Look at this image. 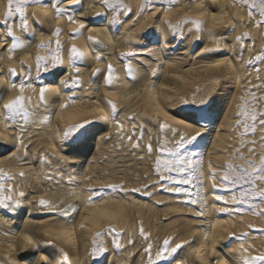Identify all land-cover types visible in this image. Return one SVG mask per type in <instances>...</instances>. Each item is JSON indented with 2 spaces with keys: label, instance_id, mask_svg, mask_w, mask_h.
<instances>
[{
  "label": "bare ground",
  "instance_id": "6f19581e",
  "mask_svg": "<svg viewBox=\"0 0 264 264\" xmlns=\"http://www.w3.org/2000/svg\"><path fill=\"white\" fill-rule=\"evenodd\" d=\"M122 3L130 6L132 15L130 19L120 16L121 20L127 19L120 26V31L110 27L102 17L93 20L97 12H105L100 0H82V12L75 19L78 23L84 22L85 27L83 35L78 38H72L71 35L78 24L69 23L66 17L57 20L53 9L39 5H31L26 9L29 26L36 29L35 40L30 47L15 53L7 52L5 47H10V44L7 43L5 32L0 30V92L4 94L3 101H0V170L14 177L10 185L13 194L25 193L23 204L15 213L0 210V264H62L60 249L68 254L70 264H146L147 256L142 251L146 245L139 236L141 226L150 234L149 239L154 245H161L163 239L169 237L173 238L174 243L185 242L176 264H213L216 259H219L220 264H226L225 257L232 256L237 247L227 237L233 232L237 235L250 232L248 225H255L258 220L253 217L243 220L239 215L220 212V207L224 205L214 199L213 181L208 167L211 163L216 169L218 182L226 170L228 159L236 153L233 150L235 146L230 144H235L232 129L237 125V104L249 93L247 91L258 98L264 97V64L258 65L259 73L254 67H246V61L264 52V27L255 26V21L260 19L258 12L254 13L253 20H249L248 8L238 5L235 0H197L193 3L177 0L173 6L175 9L178 7L182 13L189 11L207 20L204 40H196V36L191 35L189 42L178 51L177 41L166 24L168 21L161 18L157 33L151 36L144 31L146 13L140 14L141 0H122ZM6 11L7 0H0V22L4 20ZM112 15L108 13V18ZM34 21L38 24H34ZM13 23L17 26L15 34L26 38L19 30L18 15L13 18ZM57 28L61 29L65 64L55 78L44 75L43 83L49 87V101L58 100L62 103L66 101L69 90L63 87L61 81L77 76L82 86L75 91L76 107H70L68 113H62L59 103H52L55 115L51 116L49 124L32 123L30 118L23 131L21 145L18 134L21 131L20 124L24 122L5 121L2 118V104L18 94V88L11 87L7 73L13 68L20 73L31 65L35 78V58L37 55H46L38 45L41 40L46 45L51 41L54 48L56 37L52 33ZM245 32L248 37L241 56V46L235 37L243 36ZM222 35H226V39H220ZM88 37L103 45V48H98L101 60H96ZM73 45L85 54V62L78 63V73L67 63L69 49ZM218 45L221 51H205L206 48L215 49ZM130 47L147 48L156 53L155 56L145 53L133 62L135 79L126 76L125 65L119 59L121 53H127ZM197 47L199 49L196 51ZM21 61L25 63L22 65ZM109 63L119 77L111 88L104 85L102 76L93 81V69H100L104 74ZM153 69H156L155 76L151 74ZM217 82L222 87L232 88L233 92L231 100L223 104L225 108L221 121L205 153L203 191L207 195L208 207L202 218L195 215L192 207L180 202L179 197L156 185L154 165L157 133L154 121L167 122L189 135L201 131V127L166 119L161 110L172 113L176 118H183L188 113L181 105L182 95L195 93L198 100L205 99L206 93L195 92L198 86ZM209 89L205 88L206 91ZM38 91L37 86L35 93L27 90L24 95L31 96L35 102ZM57 91L61 93L59 97L55 96ZM108 100L117 105L118 114L115 118L106 103ZM73 111L80 113L79 120L75 122L101 116L108 118L104 123L93 125V133L86 145L75 150L63 147L56 131L59 128L60 133H63L65 120L60 117H67ZM43 115L41 112L39 119L42 120ZM130 116L135 119L130 121ZM117 124H123L122 133L118 134ZM133 125L137 135L141 130L144 132L139 149L132 148L126 138L132 134ZM121 135L124 139L120 138ZM150 138L154 148L151 156L146 151ZM62 147L70 158H62ZM20 173L24 174L23 177ZM69 175L75 176V184L67 182ZM50 176L55 178L49 179ZM87 177H91V182ZM108 184H122L125 191L108 193L105 199L89 206L86 190L99 189ZM8 186L6 184V188ZM133 188L152 194L129 191ZM41 199L60 208L74 205L78 208V214L74 218H65L41 211ZM111 228L122 233L123 249L119 252L114 250L111 236L104 235L96 243L108 251L98 261L94 260L90 253L96 233ZM255 234L245 244V247L251 245L249 255L264 251V241L257 243L258 235ZM129 238L134 241L131 245L128 244Z\"/></svg>",
  "mask_w": 264,
  "mask_h": 264
},
{
  "label": "snow or ice",
  "instance_id": "6c2138e0",
  "mask_svg": "<svg viewBox=\"0 0 264 264\" xmlns=\"http://www.w3.org/2000/svg\"><path fill=\"white\" fill-rule=\"evenodd\" d=\"M240 6H246L248 8V18L253 20L254 12L256 10L260 19L255 21L257 28L264 27V0H235ZM100 3L105 8L104 13L97 12L93 20L97 18H103L110 27L119 28L127 19L131 18V8L122 3V0H100ZM177 0H144L140 8V14H143L145 10L155 11L161 7H166V10H170L175 6ZM31 5H39L42 7H50L55 12V19L59 20L62 17H66L71 24H78L75 32H73L72 38H78L83 35V29L85 27L84 22H77L75 17L78 13L82 12V0H7V11L5 12L4 20L0 22V30L5 32L8 38V44L10 47H5V50L9 53H15L16 51H22L31 46L35 40L36 29L29 26L26 9ZM67 5V7L65 6ZM108 13H113L111 18H108ZM19 16V30L24 34L22 38L15 34V28L17 27L13 23V18ZM123 15L127 19L121 20L120 16ZM34 24L38 22L34 21ZM168 24L169 32L175 39L184 38V26H189V32L196 33V40L201 39V34L205 31L204 22L198 18H192L186 16L179 25ZM231 31H235L234 28ZM56 37L55 47H52L51 41L49 44H44L43 40L38 47L46 52V55H37L35 58V78L32 76L31 65L27 66L24 71L18 73L16 69H9L7 76L9 77V83L13 89L18 88V94L11 97L7 102L2 104L4 113L2 118L5 121H23L20 124V133L18 134L19 144H23V131L26 130V125L32 118V123L49 124L51 116L55 115L52 111V103H59V108L62 113H68L69 108L75 109L76 96L75 91L81 88V81L75 75L70 80H62L61 84L69 92L66 94L67 99L65 102L52 101L48 99L49 87L43 83L44 75H51L55 78L58 75L59 70L63 69L65 60L62 55L63 46L60 40L61 29L57 28L52 33ZM248 37V33L245 32L243 36H236L237 43L240 44L239 54L242 56L244 52V42ZM220 39H226V35H222ZM90 47L96 54L97 61L102 59L99 54L98 48H103L99 41H94L92 37H88ZM219 45L215 49L206 48V52L221 51ZM149 56H155L156 53L147 48H132L127 53H121L119 59L125 65L126 76L135 79V74L132 68L133 62L138 60L144 54ZM85 62V54L80 51L75 45L69 49L67 63L74 69L75 72H79V64ZM25 61H21L23 65ZM264 64V52L256 55L254 59L246 61V67H254L259 73L258 65ZM68 75V73H64ZM153 76L156 75V69L152 70ZM102 76L104 85L111 88L114 83L119 79L116 75L115 69L109 63L107 65L106 73L102 74L100 69H93V81L96 77ZM17 77L19 80L17 81ZM36 85V86H34ZM38 86V99L34 102L31 96L26 97L25 91L31 90L33 93L37 91ZM61 93L57 91L56 97H59ZM253 100L256 101L252 105V110L247 108L241 111V115L244 117L243 121V133L241 134V147L244 145V137L252 134L253 136L260 131V140L264 141V111H260L261 99L256 97L254 93H250ZM4 94L0 92V101H3ZM110 108L113 118L118 114L117 105L111 100L106 101ZM184 106L189 107V112L183 118H176L172 113L161 110L166 119L174 120L176 123H183L187 126L202 127L206 124L211 116L212 100L201 99L197 101L192 99L191 101L185 99L182 101ZM39 110V111H38ZM44 113L43 119H39L40 113ZM80 113L73 111L69 113L67 117L61 115V120H65V127L63 133H60V129L57 128V134L60 135V139L63 147L75 150L82 148L86 145L89 136L93 133V125L104 123L108 120L107 117L101 116L97 119H85L82 122H75L79 120ZM128 119L134 120V117H128ZM249 121H251L249 123ZM115 122V120H113ZM155 131L157 136L155 138L157 147L155 149L157 157L154 165V172L156 174V185L161 190L169 192L174 196L180 198V202L193 208L197 217H203L205 209L208 207L207 195L204 193V154L196 150V144L201 137V133L197 131L193 135L181 132L178 128L171 127L167 122L154 121ZM118 134L123 131V124H117ZM124 139V136H120ZM127 140L131 143L132 148L139 149L141 143L144 140L143 130L137 135L135 125L132 126V134L128 135ZM135 140V142H133ZM252 143L256 141L253 139ZM62 147V152H63ZM261 148L264 149V143L261 144ZM146 151L149 156L153 154V142L150 138L149 143L146 145ZM249 154L253 156L252 160H244L241 156V160H244V164L237 167L232 163L227 164L226 170L217 182L216 169L211 163L208 167L211 173L213 196L215 201L220 202L223 207H220L222 214L232 213L234 215H253L255 217H264V155L255 157L254 148H249ZM25 155H27V148H25ZM64 159L70 158L69 153L63 152ZM143 159V157H141ZM258 159V163L256 162ZM23 177V173L19 174ZM55 177H49L54 179ZM63 179V177H61ZM91 182V177H87ZM14 180L13 176L4 173L0 170V210H4L7 213H15L21 208L23 204V198L25 193L19 192L13 194V188L10 186ZM69 184H75L76 178L74 175H69L67 178ZM6 184L9 185L6 188ZM167 185V187H165ZM124 186L122 184H108L99 189L88 188L86 190L87 204L92 206L98 203L100 200L105 199L106 194L124 192ZM131 192H142L139 188L130 189ZM7 192V194H5ZM143 195H151L152 193L144 190ZM40 210L55 213L61 217L68 218L78 214V208L74 205H70L67 208H60L59 205L51 204L46 200L41 199L39 201ZM200 205V207H196ZM84 227V225H81ZM250 232H243L237 235L235 232L231 233L228 237V241H234L237 247L233 250V255L225 257L226 264H264V251L259 252L256 255H249V248L245 247L248 239L253 233L264 237V228H256L254 225H248ZM104 235L111 236L112 246L114 250L119 252L123 249L124 245L121 243L122 233L117 232L114 228L107 229L104 232H97L96 238L93 241L92 251L90 253L94 260H99L108 251L103 245H98L97 240L102 239ZM139 236L145 242L142 249L146 254V264H176V259L179 252L185 247V242L174 243L173 238H165L162 244L157 246L149 239L150 234L146 233L143 226L139 228ZM28 239V237H25ZM134 241L129 238L128 244H133ZM50 247H54L50 245ZM62 253V264H70L68 254L63 252V249L59 250ZM213 264H220L219 259L213 261Z\"/></svg>",
  "mask_w": 264,
  "mask_h": 264
},
{
  "label": "rangeland",
  "instance_id": "374dc122",
  "mask_svg": "<svg viewBox=\"0 0 264 264\" xmlns=\"http://www.w3.org/2000/svg\"><path fill=\"white\" fill-rule=\"evenodd\" d=\"M184 1L185 2L189 1V2L193 3L197 0H184ZM143 2H144V0H141V4ZM166 7L167 6L161 7L155 11L145 10L146 16L144 18V31H147V33L150 34L151 36H154L155 35L154 33H157V30L160 27L159 21L161 18L162 19L164 18L166 21L170 22L171 25H179L181 23V21H183L186 16H190L192 18H198V19L201 18V17L199 18V16L195 15L194 13H189V11L186 13H182L181 9L178 7H177L178 9L171 7L170 10H166ZM172 9H174V10H172ZM164 10H165V12H164L165 14L163 13ZM253 11H254V13L256 12V10H253ZM179 12H181V13H179ZM174 13H176V14H174ZM131 15H132V12H131ZM257 15L259 16V14H257ZM201 20L204 22V26L206 27L207 20L205 18H201ZM223 20H224V18H223ZM188 27L189 26H187V25L184 26V38L175 40V41H177L176 47H177L178 51L186 44V42H189L188 39L191 35L196 36V33L194 31L193 32L188 31ZM114 29L116 31H120L121 28L120 27L119 28L114 27ZM204 32L201 34V39H200L201 41L204 40ZM198 49H199V47H197L196 51ZM210 84H211V86H209ZM220 86L221 85L219 82H217L216 84H213V85H212V83H209V84L203 83V84H200L198 86L197 90L195 91L198 94H201L200 92L206 93L205 95H207V96L205 99H211L212 100L211 113L213 115L211 114L208 122L206 124H204V126L201 127L202 129H201V131H199L201 133V137L198 139L197 144H196V150L198 152H201L204 154L203 158H205V153L207 152V150L210 146L212 136L215 133V131L217 130V127L221 121V118H222V115L224 112V108H225L223 104H227L231 100L230 98L232 97V92H233L232 88L229 89L228 86L226 88L221 86V88H220ZM208 87L210 89L206 91L205 88L207 89ZM247 92H249V93H247L243 96V98L241 99V102H239V104H237L238 109L235 111V113H236L235 116H237V118H238V119H236L237 125L234 124L236 126L233 127V129H232V136L235 137V138L233 137L234 138L233 142L235 144H230V145L235 146L236 149H233V150H235L236 153H235V155L231 154L232 156L228 159L229 162L227 161L228 164L232 163L234 166H237V167L243 165L244 160H252L253 159V156L249 154V151H248L249 148H254L255 157H259L261 155H264V149L261 148V144L264 143V141H261L259 138L260 137L259 129L254 136L252 134H249L248 136L244 137V145H243L244 147H241V134L243 133V126L242 125H243V121H244V117L241 115V111L245 108H247L249 111H251L252 105L256 103V101L253 100L252 95H250V91H247ZM196 95L197 94H195V93H188L187 95H182V97L180 98L181 105L183 106V108H185L187 113L189 112V107L184 106L182 101L185 99H187L189 101H191L192 99H196L197 101H199L197 99ZM260 99H261L262 103H261V108H259V110L264 111V97H262ZM223 100H224V102H223ZM250 122L251 121H249V123ZM195 133H193V134H195ZM239 139H240V141H239ZM253 139L256 141L255 144L252 143ZM238 141H239V143H238ZM242 155L244 157V160H241V158H240ZM256 162L258 163V159ZM38 213H43V212H38ZM239 216H241V215H239ZM241 217L244 218L243 220L247 219L248 217L249 218H251V217L258 218V217H255L253 215H242ZM259 219H261V220H259ZM257 222L254 225L256 228L258 226H259L258 228H264V217L258 218ZM255 235H258V234H255ZM261 241H264V237L258 235L257 243H259ZM254 242H256V241H254Z\"/></svg>",
  "mask_w": 264,
  "mask_h": 264
}]
</instances>
